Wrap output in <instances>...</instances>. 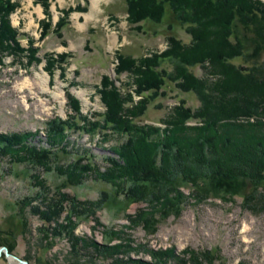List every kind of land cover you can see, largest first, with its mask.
<instances>
[{"label":"rangeland","instance_id":"obj_1","mask_svg":"<svg viewBox=\"0 0 264 264\" xmlns=\"http://www.w3.org/2000/svg\"><path fill=\"white\" fill-rule=\"evenodd\" d=\"M251 1L264 5V0ZM10 2L17 4L8 16L19 34L17 41L24 49L31 45L36 50L32 57L26 50L18 57H3L0 146L10 142L3 138L25 134V150L49 149L52 154L47 165H41L24 151L14 156L0 151V248L9 255L2 250L0 264H264V197L244 203L241 195L218 191L191 195L193 185L181 183L178 190L185 201L175 214L170 205L150 206L151 196L140 199L139 188L132 184L101 181L89 172L80 175L77 168L76 174L71 172L84 153L79 165L87 167L86 158H91L99 172L109 168L108 158L120 162L114 150L126 135L102 130L103 135L96 129L90 136L68 129L66 139H58L53 147L47 144L52 121L70 123L84 116L103 126L106 107L100 87L108 80L121 95L131 96L126 108L146 99L144 112L129 116L140 125L164 129L176 106L199 108L196 94L181 91L169 78L157 92L140 96L134 76L117 72L119 56H157L171 48V37L191 45L186 25L176 20L170 6L164 4L161 22L135 24L128 21L126 0ZM238 27L246 54L231 63L245 70L264 67V51L252 57L257 41L253 30ZM159 62L158 76L161 69L175 76L177 62ZM212 69L203 63L190 66L188 73L209 83L216 80ZM172 161L176 165V159Z\"/></svg>","mask_w":264,"mask_h":264},{"label":"trees","instance_id":"obj_2","mask_svg":"<svg viewBox=\"0 0 264 264\" xmlns=\"http://www.w3.org/2000/svg\"><path fill=\"white\" fill-rule=\"evenodd\" d=\"M162 1L126 0L128 21L135 24L145 20L161 22L165 15L164 4H168L176 20L186 25L191 45H183L177 38L171 37L168 41L170 50L157 56L139 59L119 56L117 72L134 76L135 93L140 96L145 91H151V94L152 91L157 92L169 78L181 91L195 93L200 101L199 108L192 111L176 106L172 117L165 120L164 129L140 125L130 120L129 116L135 118L141 115L146 99L141 98L142 102L126 108L125 100L132 102L131 96L127 92L121 95L113 82L108 80L100 87L101 99L106 107L103 126L100 120H87L84 116L70 123L52 121L47 129V144L53 147L54 143H59L58 139H66L65 131L68 129L90 136L95 134L96 129L102 133V130H110L114 134L126 135L114 150L120 162L108 158L109 168L99 172L97 166L92 165L91 158H86L89 160L87 167L79 165L78 162L86 157L87 153H84L76 166L71 165V172L76 174L77 168L80 175L89 172L101 181L132 184L139 188L140 199L151 196V200L147 201L150 206L170 205V211L175 214L185 201L178 190L181 183L193 185L191 195L194 192L209 194L210 191L241 195L244 203L253 199L262 200L264 194H257V190L264 191V121L260 116L264 115V99L260 100L264 94V67L254 66L245 70L231 62L246 54L244 42L236 32L238 26L244 31L253 30L256 36L252 57L264 51V5L251 0ZM15 5L10 0H0V66L6 55L18 57L26 50L32 57L36 50L31 45V48L24 49L17 41L19 34L8 19ZM165 58L177 62L174 77H168L163 69L158 76L155 70L159 61ZM203 63L213 65L210 75L215 77V81L204 82L188 73L190 66ZM73 105L74 110H78ZM238 118L248 120L242 122ZM251 118L254 120H249ZM191 121L195 124L189 125ZM26 137L21 134L3 138L10 142L1 144L0 151L13 156L24 151L38 164L47 165L46 161L52 154L50 150H25L23 142ZM208 148L213 151L212 155ZM245 154L252 157L250 161L245 160L247 156L242 159ZM17 159L21 160V157ZM172 159H176V165H173ZM202 165L209 168L208 172L200 171ZM184 167H187L186 170Z\"/></svg>","mask_w":264,"mask_h":264},{"label":"water","instance_id":"obj_3","mask_svg":"<svg viewBox=\"0 0 264 264\" xmlns=\"http://www.w3.org/2000/svg\"><path fill=\"white\" fill-rule=\"evenodd\" d=\"M2 250L4 251L6 256H9L5 248H0V253H1ZM20 262L23 263V264H27L25 261H21L20 260Z\"/></svg>","mask_w":264,"mask_h":264},{"label":"bare ground","instance_id":"obj_4","mask_svg":"<svg viewBox=\"0 0 264 264\" xmlns=\"http://www.w3.org/2000/svg\"><path fill=\"white\" fill-rule=\"evenodd\" d=\"M79 11H80V10H79ZM48 199H49V198H48ZM30 209H31V208H30ZM42 211H43V210H42ZM33 214H34V213H33ZM48 214H49V212L47 213V215H48ZM67 218H68V217H67ZM71 221H72V220H70V222H71ZM54 230H55V228H54ZM73 230H74V229H73ZM69 231H70V230H69ZM56 232H57V231H56ZM60 234H61V233H60ZM70 239H71V238H70ZM78 239H79V238H78ZM68 240H69V239H68ZM68 240H67V241H68ZM71 241H72V240H71ZM81 242H82V241H81ZM86 242H87V241H86ZM85 244H86V243H85ZM88 246H89V245H88ZM88 246H87V247H88ZM84 249H85V248H84ZM84 254H85V253H84Z\"/></svg>","mask_w":264,"mask_h":264}]
</instances>
